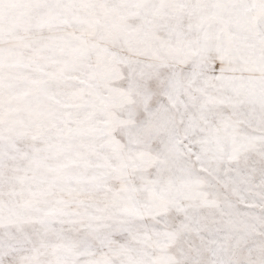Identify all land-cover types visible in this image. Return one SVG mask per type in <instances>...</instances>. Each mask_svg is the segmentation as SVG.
Returning a JSON list of instances; mask_svg holds the SVG:
<instances>
[{"label":"snow or ice","instance_id":"1","mask_svg":"<svg viewBox=\"0 0 264 264\" xmlns=\"http://www.w3.org/2000/svg\"><path fill=\"white\" fill-rule=\"evenodd\" d=\"M0 264H264V0H0Z\"/></svg>","mask_w":264,"mask_h":264}]
</instances>
